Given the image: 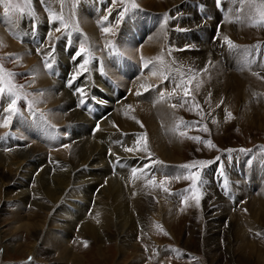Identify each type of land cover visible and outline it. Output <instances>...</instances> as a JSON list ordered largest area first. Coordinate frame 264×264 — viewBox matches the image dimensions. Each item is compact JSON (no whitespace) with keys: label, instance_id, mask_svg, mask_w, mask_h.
<instances>
[{"label":"rangeland","instance_id":"rangeland-1","mask_svg":"<svg viewBox=\"0 0 264 264\" xmlns=\"http://www.w3.org/2000/svg\"><path fill=\"white\" fill-rule=\"evenodd\" d=\"M158 1L164 7L145 6L140 4L138 0H0V21L6 19V22L11 25V30L19 33L16 35V39L12 35L9 36L14 38L12 41L16 42L19 47L24 44L30 47L31 52L27 51L28 53H25L33 58L34 65L44 66L47 70L46 64L43 65V63L49 60L51 63L55 61L57 64L47 70L51 76H47L49 78L52 75L58 77L52 79L59 81L62 85L67 83L70 71L71 77L68 81L71 78L73 80L75 77H79L78 74L80 75V86L79 79H76L70 90L65 88L64 85L63 89L68 91L72 106H74L73 109L80 112L79 117H83L80 120L86 119L85 121L69 122L67 126L65 122L63 124L60 122V116L57 115L58 111L49 108L51 105H36L32 101L33 98L41 95L44 90L31 85V79L34 76H31L32 70L30 71L28 65L21 62V57L16 53L17 49L14 50L4 41L3 43L0 38V58H13L11 60L4 59L3 68L6 73H14L12 83L21 86L16 89L20 98L17 100V111L15 112L8 111L10 108L9 99H1L4 98L6 92L0 94V121H2L0 123L4 126L7 122V126L2 129L0 127V151L9 155L23 147L33 146L35 142V145L40 144L42 146L41 149L43 148L42 151L50 162H45V164L50 170V164L55 162L53 158H57L60 166L61 162L67 161V158L70 157L69 148L72 147L75 139L73 136L76 134L79 137V131L76 128L83 125L86 131L83 136L90 135V137L96 138L100 135L97 141L106 149L104 160L107 164L109 177L113 178L115 176L114 180L120 182L118 184L120 198L125 199L128 204L127 208L132 220V223L120 227V223L116 220L117 214H115L113 219L110 220V224L104 227L103 225L98 226L95 235L97 239L94 240L81 233L80 223L82 222H80V219L77 221L76 214L73 212L75 215L71 216L67 213L75 210L77 216L82 217L85 215L88 218L86 220L90 218V221L98 222L99 216H96L94 210L98 203V194L107 182L108 176L105 175L102 182L104 184L106 181L104 185L97 182L91 188L89 185L86 188L87 184L83 185L84 190L91 191L94 188L88 204L82 202L79 198L81 197L79 192L71 195L72 197L67 195L66 201L62 199L63 203L60 201L53 204L46 199H42L44 203L47 202L51 207L45 203L49 208L43 209L39 214L40 216L37 215L36 219H39L38 223L40 224L35 231L40 234H38L39 238L36 241L34 236L29 235L30 232L25 230L23 226L29 221L32 213L39 212L38 207L32 206L31 203L36 198L33 195L34 192L38 190L34 178H28V173H33V170L30 166H25L26 163L23 161L15 163L12 168L0 165V170L5 175L3 179L0 178V264H264V218L258 215L260 211L257 209L255 210L256 216L250 217L253 216V209L255 208L252 204L253 201L249 202L250 197L256 200L263 194L262 198H264V27L254 26L256 34L248 38L251 41L249 43L235 41V43H232L235 45L234 48L228 44V40H231L230 37L225 39L227 35H224V32V37H222L220 27L215 29L213 26L204 27L203 29L208 30V34H204V36L203 32H200L202 29L192 31L191 33L197 37L192 38L193 36H189L190 32L178 30L177 22L174 24L172 22L175 21L174 17L176 15L174 11H171V6H176V4L173 3L169 6L166 5L168 4L166 0ZM184 1L187 3H184ZM238 1L236 3L235 0H221L218 4L215 0L219 13L214 7L213 0H209L212 7H208V4L206 5L199 0H181L177 5L185 7V4H190L191 10L196 9V13L201 20H209L211 15L218 13V20L221 22L222 27L225 20L236 17L238 8L241 5ZM245 2L251 8L253 7L252 10L255 14L253 20H258L259 12L257 9L260 8L262 0H245ZM201 3L208 8L210 15L207 13V9H202ZM133 4L136 7H133ZM224 4L225 6H231V11L227 9L225 14L222 11ZM6 6L7 11L5 10ZM125 8L127 11H124L121 18L120 13ZM82 10H87L89 14L93 11L95 14V21L99 30L96 40H89L81 27L79 13ZM58 17H62L66 27L62 26ZM137 18H140V22L145 25L142 31L137 30L138 27L135 26ZM163 21H171L172 24L168 25ZM0 25L2 24L0 23ZM230 25L236 26V23L233 22ZM57 28L60 30L57 31ZM105 28L108 29L107 32L104 31ZM162 28L166 40L164 39V44H161V51L155 52L152 58L145 60L141 56L140 50L143 51L150 34ZM181 28L182 25L179 29ZM127 32L134 37L135 41L133 42L136 43L134 47L140 53L144 65L151 61L155 66L156 74H152L154 71L147 69V72H144L142 76H137L145 70L141 71L143 68L141 64L139 63L140 66H138L135 61H132L125 54V50L122 49L120 43V41L127 40ZM212 32L213 35L210 36ZM26 36H28L27 40ZM176 36L183 38V40L186 38L187 41H182L181 45L177 46L178 38ZM67 38L70 40H66ZM189 39L200 40L203 44L205 41H209L213 45H218L215 54L223 68H230L234 71L240 70L262 77L257 80H248V83L244 86L245 96L236 104L228 100L224 94H221L220 99L213 100L212 98L211 100V94L205 95V97L200 92H198L199 94L192 93V81L180 71L178 73L181 74L177 77L181 82L184 81L183 84L186 85L185 90L182 89L184 93L177 94L181 89L177 91V88H172V91L168 86H165V90L162 91L160 78L163 77L160 75V62H162L165 71L168 69L167 75L176 73L174 75L176 76L178 68L171 59L170 52H178L180 51L178 48L185 47L188 48V53H192V48L190 49L188 46L199 42H191L192 40L188 42ZM65 40L66 44L70 42L69 47L65 46ZM116 41L119 46L115 43ZM225 43L227 45H224ZM78 44L80 46H77V48L83 46L86 49L84 60H89L90 63L94 64H100V61L103 60V68L100 69L102 71L99 70V75L108 82V86H111L116 93L114 99L108 102L109 104L103 103V107L105 105L109 107L106 110L107 112H104V115L109 113L108 119L116 111L114 107L116 102L127 104L130 107L138 104L147 106L151 100L154 102V98L156 102L162 104L165 110L167 109L169 115L167 121L164 118L165 113L162 117L155 113V110L152 118L154 116L157 129L168 131L170 125H173L174 135L178 142L177 149L175 148L171 152L175 157V161L165 162L164 164V161L152 150L148 152V156L145 158L123 154L119 157V154L114 150V145L111 144V137L120 136L121 134H112L110 131L104 130L102 123H98L99 119L103 117H97L96 122V118L92 119L91 115L78 109L76 101L78 102L79 98L84 97L88 91L89 100L92 99L91 101L94 103L100 101L97 99L98 97L104 98L94 92L92 94V89H90L92 73L94 74L93 78H97L95 76L97 70H89V73L85 75L88 71L83 73L87 68H81L80 59L71 58V63L68 60L69 53L72 51L71 46L74 49ZM64 46L67 53L63 50ZM117 46L121 51H118ZM248 48L252 49L248 52ZM55 49L56 51H53ZM255 50L256 52L251 58L250 56ZM52 51L53 53H51ZM48 54L52 57L51 59L47 58ZM114 54L128 61L130 66L123 63V68L127 70L130 67V72L120 71L119 66L111 58V56L114 57ZM237 58L240 60L239 63H242L240 67L237 65ZM41 60L44 61L41 62ZM117 62L121 61L117 60ZM58 66L60 69L64 67L65 72H63L64 70L55 69ZM44 68L42 67V70L45 73ZM52 68L56 71L55 74L51 73ZM186 70L183 69V72ZM205 70L203 69L204 73ZM198 74H195L193 78L196 79ZM150 76L157 78L156 81L159 80L157 83L160 87L158 92L155 91L157 90L155 86H151L155 83ZM174 76L173 78H175ZM140 78L143 80H141L142 83L138 82ZM136 82L138 83L136 84ZM92 84L93 88L98 89L97 81H93ZM85 85H89V87L82 88ZM65 86L67 87V85ZM148 90H153V92L149 93ZM161 92L162 94H160ZM22 103H26V106L23 107ZM94 103H90L94 107L83 105L87 113L90 109L100 113ZM30 104L36 117L39 118L43 114V128L45 130L49 126L51 137L49 133L44 134L41 128H37L38 125L33 126L30 123H23V118L31 120L33 117L29 111ZM85 105L87 106L86 103ZM47 113L54 117L53 122L50 121ZM14 114L20 115V117L14 120ZM143 114L146 116V112L143 110L137 112L139 117L137 125L139 128L141 127L142 131H128L130 134L134 132V137L150 133L148 123L142 118ZM104 115L102 114V116ZM20 122H22L21 126L25 128L19 126ZM95 123L101 124V129L97 127L96 130ZM25 131L28 135L24 134ZM125 134L122 133L123 139ZM52 137L54 138L52 139ZM123 139L121 137L115 139V143L120 146L121 151L127 149ZM116 154L117 157H115ZM50 157H53L52 161ZM108 157L115 158V160L110 164ZM193 162H196V168H183L184 165H191ZM160 163L164 164V167ZM112 164L114 167H111ZM115 166H117V170ZM134 166L138 167L133 168ZM144 166H147L148 171ZM251 167L255 170L250 169ZM14 168L17 169L14 171ZM122 168H130L129 172L133 171L132 181L127 182L122 179V173H120ZM78 169L86 174L82 173L84 175L81 179L88 176V181L92 179L91 174L96 171L90 169V167L82 166ZM139 170L141 172L145 170L144 172L150 176L147 177L149 179L137 175ZM193 174L198 175L200 183L194 184L192 179L187 178ZM139 181L142 183H138ZM134 186L142 189V192L136 190L139 194H135ZM21 190H25V193L29 196V199L23 202L18 199L21 196ZM89 191L85 193L87 196L90 195ZM80 193L83 194L82 191ZM135 199L149 205L148 208H144L142 217H139L140 212L138 210L139 213L133 209L132 204ZM216 199L221 201V204L211 209L207 208ZM68 201L79 204L83 208L71 206ZM222 202L228 204V206L226 205L227 208L223 206ZM120 218L121 215L117 219L120 220ZM74 221H77L76 225ZM67 228L70 234L64 236L62 230ZM51 237L59 239L64 245L69 246L72 253L77 257L74 258L73 256L64 260L61 258L60 260L58 257L60 256V249L52 247L48 241ZM27 246L34 247L35 255L28 254L31 251L28 250Z\"/></svg>","mask_w":264,"mask_h":264},{"label":"bare ground","instance_id":"bare-ground-1","mask_svg":"<svg viewBox=\"0 0 264 264\" xmlns=\"http://www.w3.org/2000/svg\"><path fill=\"white\" fill-rule=\"evenodd\" d=\"M193 1H196V0H193ZM199 1H203L206 5L208 4V7H212V6H210V5H212V3H209V0H199ZM220 1L221 0H219V2ZM235 1L237 3V0H235ZM138 2L142 5L149 6V7L154 6V5L159 7V8L164 7V5H162L161 2L158 0H138ZM166 2L168 4H166V3L165 4L169 5V6L173 5V3L176 4V6H173V7L171 6V11H174L175 15H176V17H174L175 21H172L173 24L177 22L178 30L190 32L189 36L190 35L193 36L192 38H197L195 35H193L191 33L192 31H196V30L200 31L202 29V31H200V32H203V36H204V34L207 35L208 30L206 31L205 29H203L204 27H207V26H211V27L213 26L214 29L216 27L217 28L220 27L222 29V37H224V35H227L226 38L228 39V37H230L231 38L230 41H232V43H235V41L236 42L243 41V43L244 42L249 43L251 40H248V38L253 37L256 34L255 30H254V26H251V24L254 22L253 18L255 16V14L252 10L253 7L251 8V6H249L248 3L245 2V0L244 1H242V0L238 1V2H240L241 5L238 8L239 10L236 13V17H232V18L225 20L222 23V27H221V22L218 20V17H219L218 10L219 9L217 8V5L215 4V0H213V3H214V7L218 13H214L213 15H211L209 20L208 19L201 20L198 17V14L196 13V9L194 11L191 10L190 4H185L184 5L185 7H181V6L177 5L179 2H181V0H166ZM185 2L186 1H184V3ZM216 2H217V0H216ZM201 7L204 10L207 9V13H208V8H206L203 3H201ZM222 9H223L222 11L225 14V13H227V11H226L227 9H230V11H231V6L230 5L225 6V4H224ZM90 11H91V9H90ZM6 21H7L6 19H4V21H0V23L2 24V25H0V38H1L2 42L4 41L5 43L8 44V46H10L11 48H14V50L17 49L16 53L21 57L20 58L21 62L24 64H27L29 70L30 71L32 70L31 76L34 75L31 79V85L33 87L41 88L42 90H44V91H42L41 95L34 97L32 101H34V103H36V105H39V104L40 105H45V104L51 105V107H49V108L52 110H57L58 111L57 115L60 116V119H61L60 122L62 124H63V122H65L67 126L69 125L68 124L69 122H73V121L83 119V117L82 118L79 117L80 112L73 109L74 106H72L71 97H70L68 91H66V89L65 90L63 89V85H64L65 88L70 90V88L75 83L74 81L76 79L78 80L80 75L78 74L79 77H75L73 80L71 78V80L68 81V79H70V77H71V71H70V74L68 73V75H70V76L69 77L67 76L68 77L67 83L66 84L63 83V85L59 81H55L54 79H52V78L57 79L58 77H55L52 75V77L49 78L48 76H51V75L48 74L47 70H50V69L47 67V70H46L44 68V66H42L44 68L45 73H46L45 74L42 70V67L41 66L38 67L37 65H34L33 64V62H34L33 58H30L26 54V53H28L27 51L31 52L30 47L27 46L26 44L19 47L16 42L12 41V40H14V38L16 39V35L19 33L11 30L10 23L6 22ZM79 21L81 23V27L83 28V30L87 34L89 40H91V41H93L94 39L96 40V37L98 35L97 33L99 32V30L97 28V24L95 21V14L93 13V11L90 14L88 13L87 10L80 11ZM172 22L166 21L164 23H167L169 25V24H172ZM233 22L236 23V26L230 25ZM131 23H132V21H131ZM219 23H220V25H219ZM135 24L134 25L138 27L137 30L142 31L143 27H145V25L140 22V18H137L135 20ZM4 25H7V26H4ZM181 25H182V28L179 29ZM146 26H147V24H146ZM161 30L154 31L152 34H150L148 40L146 41L147 43L146 44L144 43L145 45H144L143 51L140 50L141 56H143L145 60L152 58L153 55H155L154 54L155 52L158 53L161 51L160 50L161 44L163 45L164 41L166 40L164 37L165 35L163 36L164 29L162 31ZM174 30L176 31L177 29L175 28ZM223 32H224V35H223ZM127 34H128V36H126V38L128 37L127 40H124V42L120 41V43L122 44L121 47L123 50H125V54L128 57H130V59H132V61H135L138 66H140L139 63L141 64V66L143 68H142V70L138 68L139 70H141V71L145 70L137 76H142L144 72H147V69H151L152 71H154L152 74H156L155 66L153 65V63H151V61L148 62L147 65H144V62L140 56V53H138L137 49H135V47H134L136 44L135 42H133V41H135L134 37L130 36V34L128 32H127ZM11 35L14 38H10L9 36H11ZM212 35H213V32L210 36H212ZM22 36L24 37V35H22ZM189 36H186V37L188 38ZM27 38H28V36H26V40H27ZM177 38H178L177 46L178 45L180 46L182 41H184V42L187 41L186 38L184 40L181 37H177ZM66 40L69 41L70 39L67 38ZM66 40H65V46L69 47L70 42H67V44H66ZM190 41L191 42H197V41L199 42L198 44L193 45V43H192V45L188 46L190 49L192 48V50H193V52L191 51L192 53H188V48H185V47L184 48H181V47L178 48V49H180V51H178V52H175V51L170 52L171 59H173L174 64L176 65V68H178V70H176L177 71L176 76H174L176 73H174L173 75L172 74L167 75L166 73H167L168 69L165 71V69L162 67V65H163L162 62H160V64H159L160 69L159 70H160V75L163 77V78H160L161 79L160 85L162 87L161 88L162 91L165 90V88H166L165 86H168L170 89H172V88L176 89L177 88L176 89L177 91H179L181 89L177 94L184 93L182 89L185 90L186 85L183 84L184 81L181 82L179 77H177L178 75L183 73L185 77H187L190 81H192V84H191L192 85L191 86L192 87V90H191L192 93L199 94L198 92H200L204 96L211 94V100H212V98H213V100L217 99V98L220 99L221 94H224V95H226V98L228 100H230L232 103L236 104L238 101H240L242 99V97L245 96V87L244 86L246 83H248V80L249 81H252L255 79L257 80L258 78L262 77V76H256V75L248 74L247 72H241L240 70H239L240 71L239 72V71L231 70L230 68H223L220 61L217 60L218 58H217V55L215 54V52L217 53L216 49L218 48L217 47L218 45L217 46L213 45L209 41H207V42L205 41V43L203 44V42H201L200 40H197V39H189L188 42H190ZM184 42H183V44H184ZM78 43H79V41H78ZM115 43L118 45L117 41ZM79 44L76 45L74 47V49L71 46L72 51H71V53H69L68 60L71 63V58L78 59V60L80 59L79 63L81 65H84L83 60L85 58V53L78 52L79 49L81 48V47L77 48V46H80ZM224 45H227V43H225ZM65 46L63 47V50L65 53H67L66 50L64 49ZM118 46H117L118 51H121ZM251 49L248 48V52ZM53 51H56V49ZM53 51L51 53H53ZM67 51H68V49H67ZM255 52H256V50L253 51V54H251V56H250L251 58L253 57ZM121 53L123 54V52H121ZM70 54H71V56H70ZM119 54H120V52H119ZM60 55H62V54H60ZM58 56H59V52H58ZM66 56H68V55H66ZM47 58L51 59L52 57H50L48 54ZM111 58H112V60L114 59L117 66H119L118 68L120 69V71H126V72L131 71L130 67H128L127 70H125L123 68V63L127 64V66H130V64H128V61H126L125 58H123V57L120 58V56H116V54H114V57L111 56ZM111 58H110V60H111ZM46 59H44V60H46ZM44 60H41V62H43ZM117 60L121 61L122 63L117 62ZM137 60H138V62H137ZM87 61H88V63L86 65H84L83 67L81 66V68H83V69H84V67L87 68V70L83 71V73L88 71L85 73V75H87L89 73V70H97L95 72V76L97 78H95V79L93 78V76H94L93 73L91 76L90 89H92V94L94 92L95 94H98L99 96H103L104 98H102V97L100 98L97 96L98 97L97 99L100 101L94 103L93 101H91L92 99L89 100V95H88L89 91H88V93H86L84 97H80L79 101L78 102L76 101V103H77L78 109L82 110L84 113H86L88 115H91L92 119L96 118V122L98 119L97 117H99V118H100V116L103 117V118L99 119L98 123H100V122L102 123V128L104 130H108L112 134H121L120 136L115 135L116 137H113V138L111 137V141H112L111 144L114 145L113 146L114 150L116 151L117 154H119L118 156L120 157L121 154H123V155H129V156H133V155L138 156L137 158H145L148 156L147 155L148 152L150 150H152L158 154L159 158H161L164 161V164H165V162L169 163V162L175 161V157H173L171 152L175 148L177 149L178 142L176 141L177 139L175 138V135H174V129L172 127L173 125H170V129L168 131H166V129H157L155 122H154V116L152 118V115L154 114V110H155V113H157L159 116H162L165 113V117L164 116H162V117H164L167 121V118L169 116L168 112L166 111L167 109L165 110V108L162 106V104L156 102V99H154V98H153L154 102L151 100L149 103L150 105L148 104L147 106H141L142 104L141 105H139V104L133 105L132 104L133 106L130 107L127 104L126 105L123 103L119 104L116 102V104L114 103L116 105V106L114 105V107L116 108V111L112 114L110 119H108L109 113H106L107 115H104L105 114L104 112L106 110H108L109 107L107 105H105L106 107L105 106L103 107V103L106 102L107 104H109L108 102H110V101H112V99H114V95H116V93L113 91L111 86H108V82H106V80H104L102 78V76L99 75L100 71H102L100 69L103 68V60L100 61V64L99 63H95V64L90 63L89 60H87ZM239 62H240V60L238 59L237 65L240 67V66H242V63L240 64ZM44 64H46V63L44 62L43 65ZM56 64L57 63L55 61H53L51 63V66L53 67ZM120 65H121V68H123V70H121ZM239 67H237V68H239ZM61 68L62 69H60L59 66H58V68L55 67V69H59V70L63 71L64 67H61ZM186 68H188V70H186ZM183 69L186 71L183 72ZM203 69H206L205 73L203 72ZM178 71H180L181 73H178ZM55 72L56 71H54L52 68L51 73L55 74ZM63 72H65V70ZM226 72H228V74H226ZM197 73H199L198 77L196 79H194L193 77L195 76V74L197 75ZM173 76L175 78H173ZM150 77H151V80H153V82L155 83V85H151V86H155L157 89L155 91L158 92V89L160 87H159V85H157V83L159 82V80L156 81L157 78H154L152 76H150ZM141 80H142V78H140L138 82L142 83L143 80L142 81ZM93 81L94 82L97 81L98 89L93 88V84H92ZM79 82H80L79 83V86H80V84H81L80 79H79ZM138 82H136V84ZM65 85H67V87ZM88 87H89V85H85L82 88H88ZM105 89H107L108 91ZM153 89H155V88H153ZM132 90H134V89H132ZM105 91L108 93H106ZM148 91H150V90H148ZM151 91L153 92V90H151ZM151 91L149 93H151ZM172 91H173V89H172ZM160 94H162V92ZM90 96L92 97L91 94H90ZM3 97L4 98H1L2 100L9 99L6 95V93L4 94ZM84 98H86V100H84ZM91 102L94 103V105L96 107H98L100 113L94 112L96 110H93V109L92 110L90 109L88 113L86 112L85 108H83V105L85 107H88V106L94 107L93 105L90 104ZM185 102H186V100H185ZM187 102L189 103L190 101H187ZM85 103L87 104V106L85 105ZM124 103H126V102H124ZM22 106L23 107L26 106V103H22ZM151 106L152 107L154 106V107L152 108ZM185 106H186V104H185ZM71 107H72V109H70ZM140 110H143L146 112V116L143 114L142 118L148 123L147 126L150 129V133H148V134L146 133L144 136L142 134L141 136L138 135L139 137L137 135L134 137L133 134L135 131H137V132L139 130L142 131L141 127L139 128L137 125L138 121H139L138 120L139 117L137 116V112H140ZM147 113H148V117H147ZM47 114L49 115L50 121L53 122L54 117L49 113H47ZM102 114L105 117L102 116ZM92 115H94V116H92ZM28 116H31V115H28ZM17 117H20V115L14 114V118L13 117L12 118L14 120H16ZM85 120H80V121H85ZM22 121L25 124L30 123L33 126L38 125L37 128H41V131L44 134L49 133V135L51 137V133L49 131V126H47L45 128V130L43 128V125H44L43 119H34L32 117L31 120H25L23 118ZM57 121H59V120H57ZM0 122H2V121H0ZM60 122H59V124H61ZM94 122H95V120L93 121V123ZM89 123H90V121H89ZM98 123H95L96 130H97V127L101 129V127H100L101 124L99 125ZM166 123H168V122H166ZM19 124H20L19 126H21L22 122H20ZM82 124H83V122H82ZM0 127L2 129L5 126H2L0 123ZM21 127L25 128L24 126H21ZM84 128H83V125L77 126L76 130L79 131V135H78L79 137H77V135L74 134L73 138H75V139L73 140L72 147L70 146V148H69L70 157L67 158V161L65 160V161L61 162V164L59 166L58 162H57V158L50 157L51 161H52V158L55 161V162H52L50 164L51 165L50 170L48 169L47 164H45V162L46 163H50V162L46 159L47 156L45 155V153H43V151H42L43 148L41 149L42 146L40 144L35 145V142H34L33 146L29 145L27 147H23L19 150H16L15 152H12L9 155H6L0 151V165L7 166L8 168H12L15 163H19V162L23 161L26 163L25 166H30L33 170V173L27 172L29 174L28 178H32V177L34 178V181L38 186V190L35 191L33 194V195H35L36 198L34 200H32L31 203L33 205L32 204L31 205L37 206L39 209V212L38 213L34 212V214L32 213L31 214L32 216H30L29 221L26 222L25 224H23V226L25 227V230L30 232L29 235L34 236V239H36V241L39 238L38 234H40V233L37 234V232L35 231L36 227L40 224V223H38L39 219H36L37 215H39L43 211V209H48L50 206L47 202H45L49 206L46 205L42 201V199H46V200H48V202L53 203V204H54V202L57 203L60 201L63 203L62 199H64V201H66V199L68 198V197L66 198L67 195L71 196V195H75L76 193L79 192V194H81L80 195L81 197H79V198L82 200L83 203L88 204V202L91 199V192L94 188L91 189V191L84 190L83 185L87 184L86 188L88 187V185L91 188V186H93V184H96V182L98 184L99 183L101 184L104 180L105 175L108 176L107 182L105 181L106 184L104 182L105 185L102 183L104 186L101 188V190L98 194L99 195L98 203H97V206L95 207V210H94V213L96 214V216L97 215L99 216L98 222L90 221V218H89V220H86L88 218H86L85 215H83V216L81 215L82 217L77 216V213H76L77 211H75V210L72 212L71 211H68V212L66 211V212L69 213L71 216L76 214L75 218L77 219V221H79V219H80V222H82V223H80L81 224V229H80L81 233H84V235L86 234L89 237V239L92 238L94 240L97 239V237L95 235L97 233V228H99L98 226L100 225V227H101V225H103V227H104V226H107L108 224H110V220L113 219V216H115V214H117L116 220L118 223H120V227H124V225H126L127 223L128 224H130V222L132 223L129 210L127 208L128 204L125 202V199L120 198V191H119V187H118V184L120 182L117 180H114L115 176L113 178L109 177L107 164L105 163V160H104L105 154H106L105 153L106 149L104 147H102L97 141V139L100 137V135H98L96 138L90 137V135L89 136L87 135V137L83 136V134L86 133ZM73 129H74V127H73ZM96 130H95V132H96ZM128 131H134V132H132L130 134ZM95 132H94V134H95ZM122 133H126L124 139H123ZM24 134L28 135L26 131ZM120 137H121V139H123V141L126 144L125 148H127V149L131 148L132 151H126V150L121 151L120 146L115 143V139H117V138L119 139ZM53 138L54 137H52V139ZM169 145H170V147H169ZM117 154L115 155V157H117ZM114 160H115V158L108 157V162H110V164ZM145 161H146V159H145ZM160 164L163 165L162 167H164V164H162V163H160ZM80 166L90 167V169L96 170L95 173L91 174V176H90L94 180L89 178L90 180L88 181L87 180L88 176L86 178L81 179V177H83V175L85 173L78 169ZM111 167H114V165L112 164ZM137 167L138 166H134L133 168H137ZM144 167L146 168L147 166H144ZM252 168L253 167H251L250 169H252ZM15 169H17V168H14V171H15ZM22 169H23V167H22ZM115 169L116 170L118 169L117 166H115ZM129 169L130 168H122L120 171V173H122L121 174V176L123 177L122 179H124L127 182L132 181L131 176L133 174V171L129 172L130 171ZM139 169H140V167H139ZM146 170L148 171V168H146ZM252 170L254 171L255 169L253 168ZM144 171L141 172V170H139L137 175H141L142 177L149 179V178H147V177H150L149 174L145 173ZM260 171H261V169H260ZM82 173H84V174H82ZM88 174H90V173H88ZM3 177H5V175L0 170V178L3 179ZM6 180H8V178H6ZM10 183H11V181H10ZM138 183H142V182L139 181ZM82 186H83V190H82ZM136 190H138L140 193L142 192V189L134 186L135 194H139L138 192H136ZM81 191L83 192V194L80 193ZM86 191H89V194H90L89 196H87L85 194ZM20 193H21V196L18 199H20L21 202L29 199V196H28V194L25 193V190H21ZM18 195H20V194H18ZM37 196H38V198H37ZM209 197H210V195H209ZM262 197H263V194L260 195L256 200L250 197L249 202L253 201L252 204L255 208V209H253V216L249 215L250 217L256 216L255 210L257 209L260 211V213L258 215L261 218H264V198H262ZM68 203L71 204V206L73 205V206H78L81 209L83 208L79 204L72 203V201H68ZM220 204H221V201H219V200L217 201V199H216V201L213 200L208 205L207 208L211 209L212 207H215L216 205H220ZM226 205L228 206L227 203H223V206L227 208ZM132 206L134 207L133 209H135V211L137 213L140 212V215L138 214L139 217H142V212H143L144 208H148L149 205L143 204L138 199H135ZM64 207H63V209H64ZM73 212L75 214H73ZM61 213H60V215H61ZM119 215H121L120 220L117 219ZM77 221H74L75 225L77 224ZM42 225H41V227H42ZM58 226H60V225H58ZM211 226H213V225H211ZM62 231L64 232L63 233L64 236H67L70 234L68 228L65 230H62ZM50 239L48 240L50 242V245L56 249H60V254H59V252L57 253V255L58 254L60 255V256H58L60 258V260H61V258H63V260H64L65 258L70 259L73 256H74V258L77 257L75 254L72 253L69 246L64 245L61 240L56 239V238H52L51 240ZM34 242H32V243H34ZM18 246H20V245H18ZM20 247H18V248H20ZM27 248L29 251H31V253H28V254L35 255L34 247L27 246Z\"/></svg>","mask_w":264,"mask_h":264},{"label":"snow or ice","instance_id":"snow-or-ice-1","mask_svg":"<svg viewBox=\"0 0 264 264\" xmlns=\"http://www.w3.org/2000/svg\"><path fill=\"white\" fill-rule=\"evenodd\" d=\"M217 3L219 4V0H217ZM133 7H136V6L133 4ZM5 10L6 11L8 10L7 6H6ZM124 11H127V9L125 8L120 13L121 18L123 17ZM257 11L259 12V19L254 20V22L251 24V26L264 27V0H262V4H261L260 8L257 9ZM58 19L61 20L62 26L66 27V24H64L62 17H58ZM56 30L59 31L60 29L57 28ZM104 31L107 32L108 29L105 28ZM228 44L230 47H233V48L235 47V45H233L230 40H228ZM79 52L84 53V52H86V49L82 46L79 49ZM4 59L11 60L13 58L12 57L0 58V85H3V86H0V94H3L6 92L7 97L10 99V108L8 109V111L9 112H15L17 100L20 98L19 95L17 94L16 89L18 87H21V86H16L12 83V79L14 78L15 74L14 73H6V71L3 68V60ZM45 63H46V67L51 68V61L50 60L46 61ZM87 63H88V61L84 60V65H86ZM84 65H81V66L83 67ZM29 111L32 113L34 119H42L43 118V114H41V116L39 118L35 116V113L32 112L31 104L29 105ZM4 126H7V122H5ZM126 151H132V149L129 148V149H126ZM196 167H197L196 162H193V164H191V165H184L183 166V168H185V169H192V168H196ZM187 178L192 179L194 181V184H198L201 182L199 180L198 175H195V174H193Z\"/></svg>","mask_w":264,"mask_h":264}]
</instances>
